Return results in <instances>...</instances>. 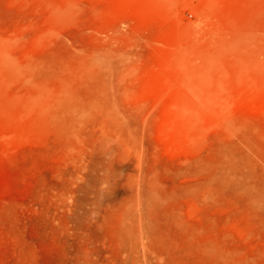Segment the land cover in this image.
<instances>
[{
	"label": "rangeland",
	"instance_id": "rangeland-1",
	"mask_svg": "<svg viewBox=\"0 0 264 264\" xmlns=\"http://www.w3.org/2000/svg\"><path fill=\"white\" fill-rule=\"evenodd\" d=\"M0 264H264V0H0Z\"/></svg>",
	"mask_w": 264,
	"mask_h": 264
}]
</instances>
